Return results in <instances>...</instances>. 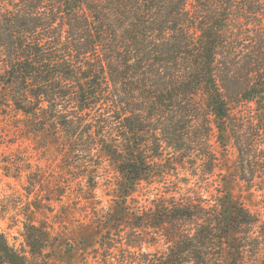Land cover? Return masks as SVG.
<instances>
[{
  "label": "trees",
  "instance_id": "1",
  "mask_svg": "<svg viewBox=\"0 0 264 264\" xmlns=\"http://www.w3.org/2000/svg\"><path fill=\"white\" fill-rule=\"evenodd\" d=\"M0 109L68 145L91 187L115 167L131 217L99 219L104 251L161 232L166 250L139 264L255 262L259 217L218 186L213 204L197 197L176 162L225 181L216 145L231 144L240 179L264 178V0H0ZM143 182L161 188L132 209ZM24 236L17 248L0 231V264L50 254L45 228Z\"/></svg>",
  "mask_w": 264,
  "mask_h": 264
},
{
  "label": "rangeland",
  "instance_id": "2",
  "mask_svg": "<svg viewBox=\"0 0 264 264\" xmlns=\"http://www.w3.org/2000/svg\"><path fill=\"white\" fill-rule=\"evenodd\" d=\"M0 113V231L17 248L25 244V222L42 226L51 239L45 252L50 254L31 258L30 264H139L143 254L152 258L166 250L169 242L161 232L150 234L154 239L140 251L123 243L110 251L101 249L99 240L107 228L98 224L99 219L108 213L131 217L127 211L121 212L115 167L105 161L91 187L89 177L70 165L68 145L33 131L29 118L21 112L0 109ZM216 147L222 153L225 181L217 179V170L207 183L201 173L192 175L189 166L180 161L176 162V177L182 179L184 188L194 187L195 195H203L209 204L214 203L217 186L221 187L255 213L264 228V178L252 183L241 180L234 147L229 144L224 152ZM156 188L160 184L143 182L132 196L135 200L128 199L130 207L149 204ZM263 237L255 262L246 259L243 264H259L264 259Z\"/></svg>",
  "mask_w": 264,
  "mask_h": 264
}]
</instances>
